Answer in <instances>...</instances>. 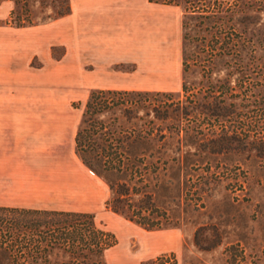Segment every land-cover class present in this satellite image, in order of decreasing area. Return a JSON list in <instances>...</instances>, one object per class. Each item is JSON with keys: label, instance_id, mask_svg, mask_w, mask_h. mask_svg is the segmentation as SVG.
<instances>
[{"label": "crops", "instance_id": "obj_1", "mask_svg": "<svg viewBox=\"0 0 264 264\" xmlns=\"http://www.w3.org/2000/svg\"><path fill=\"white\" fill-rule=\"evenodd\" d=\"M44 24H9L0 0V208L92 214L115 238L105 264H181L176 228L147 231L105 212L106 184L80 161L81 113L69 101L93 90L178 92L179 8L148 0H67ZM107 198V199H106ZM103 216L104 224L95 217Z\"/></svg>", "mask_w": 264, "mask_h": 264}, {"label": "rangeland", "instance_id": "obj_2", "mask_svg": "<svg viewBox=\"0 0 264 264\" xmlns=\"http://www.w3.org/2000/svg\"><path fill=\"white\" fill-rule=\"evenodd\" d=\"M14 1L12 26L47 23L66 7V0ZM156 1L178 2L180 21L183 6L224 12L183 19L178 92H152L139 99L144 108L116 115L123 130L162 135L161 152L177 160L148 170L139 190L153 209L140 212L180 231L181 264H264V0H238L236 15L227 13L234 0ZM86 98L70 100L72 112L82 113ZM141 197H130V211ZM102 217L95 220L103 225Z\"/></svg>", "mask_w": 264, "mask_h": 264}, {"label": "trees", "instance_id": "obj_3", "mask_svg": "<svg viewBox=\"0 0 264 264\" xmlns=\"http://www.w3.org/2000/svg\"><path fill=\"white\" fill-rule=\"evenodd\" d=\"M148 1L179 6L175 1ZM237 4L238 0H234L227 8L229 15H236L237 12L242 14V11L234 10L238 8ZM217 6L209 14L202 9L187 12L183 6L181 28L188 14L210 19L224 12ZM68 12L66 0L64 11L51 20ZM246 42L250 48L251 42ZM236 49L238 41L230 47L232 51ZM150 93L90 91L83 104L74 137L76 155L88 170L106 184L112 194L106 200L105 208L147 231L174 227L141 214L140 211L151 213L153 208L146 197L147 193L142 194L139 189H143L150 168H156V164H175L177 160L167 158L161 152L160 147L164 143L162 135L154 136L141 129L123 130L116 115L127 118L131 110L137 112L144 108L139 99ZM135 97L137 99L134 100ZM106 117L107 121H103ZM132 195H142L137 211H130L128 203ZM115 242L112 234L95 223L92 214L0 208V264H105L104 253Z\"/></svg>", "mask_w": 264, "mask_h": 264}, {"label": "built area", "instance_id": "obj_4", "mask_svg": "<svg viewBox=\"0 0 264 264\" xmlns=\"http://www.w3.org/2000/svg\"><path fill=\"white\" fill-rule=\"evenodd\" d=\"M168 261H169V259H167L166 257H162L160 259L159 263H157V264H168Z\"/></svg>", "mask_w": 264, "mask_h": 264}]
</instances>
